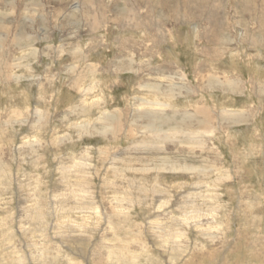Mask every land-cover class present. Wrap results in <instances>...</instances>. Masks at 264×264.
<instances>
[{"label": "rangeland", "instance_id": "obj_1", "mask_svg": "<svg viewBox=\"0 0 264 264\" xmlns=\"http://www.w3.org/2000/svg\"><path fill=\"white\" fill-rule=\"evenodd\" d=\"M0 264H264V0H0Z\"/></svg>", "mask_w": 264, "mask_h": 264}, {"label": "bare ground", "instance_id": "obj_2", "mask_svg": "<svg viewBox=\"0 0 264 264\" xmlns=\"http://www.w3.org/2000/svg\"><path fill=\"white\" fill-rule=\"evenodd\" d=\"M157 89V88H156ZM206 117V116H205ZM208 123V122H207Z\"/></svg>", "mask_w": 264, "mask_h": 264}]
</instances>
